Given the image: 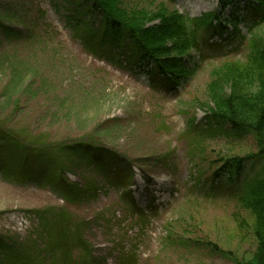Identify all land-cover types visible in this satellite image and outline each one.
Wrapping results in <instances>:
<instances>
[{
    "label": "rangeland",
    "instance_id": "374dc122",
    "mask_svg": "<svg viewBox=\"0 0 264 264\" xmlns=\"http://www.w3.org/2000/svg\"><path fill=\"white\" fill-rule=\"evenodd\" d=\"M240 4L223 17L237 29L228 23L191 50V75L178 81L90 38L68 0H0V237L28 257L9 256L0 243V264H82L79 234L92 255L84 264H123L132 254V264H241L254 256L257 215L237 200L247 179L229 187L215 173L226 159L257 152V139L210 128L205 118L218 108L212 89L231 94L223 67L243 58L241 36L251 35L256 15ZM121 7L192 18L222 12L220 0ZM82 145L101 148L94 166L63 151ZM66 179L82 191L61 189Z\"/></svg>",
    "mask_w": 264,
    "mask_h": 264
},
{
    "label": "trees",
    "instance_id": "16d2710c",
    "mask_svg": "<svg viewBox=\"0 0 264 264\" xmlns=\"http://www.w3.org/2000/svg\"><path fill=\"white\" fill-rule=\"evenodd\" d=\"M68 1L74 4L72 7L74 11L71 12L73 14L77 12L82 16V21L89 25L86 33L90 38H98L101 45L109 44L117 53L127 54L130 59L129 63L133 62L135 66L142 67L143 63L148 62L153 70H158L167 78L178 81L189 78L191 75H189L191 70L188 69L186 63L191 50L199 49L203 40L226 33L228 23H233L237 29L238 24L227 18L223 20L228 8H238L241 7V2L247 3L242 11L256 15L253 24L249 27L251 35L241 36L246 41L243 58L229 62L232 65L226 63L227 65L223 67L229 70L224 76L233 85L231 94L228 97L224 96L223 99L219 89H212L216 94L218 108L208 110L205 118L210 123V128L236 136L252 135L257 139L259 147L257 152L226 159L215 176L223 178L229 187L235 186L241 178L247 179L246 186L237 192V200L240 207L257 215L258 247L254 256L249 260L239 262L241 264H264V35L258 30L259 27L264 26V0H220L221 13L212 11L195 18L182 14L178 10L165 8H158L151 13L143 9L129 13L121 7V0ZM95 18L98 19L95 20V22L98 21V25L92 24ZM156 21L159 22L155 23ZM149 24L153 25L148 26ZM98 149L101 148L83 146L66 149L64 146L63 151L81 154L84 161V158H90L94 166L97 157L101 154L97 152ZM47 151V155H51ZM254 163L260 164V168L252 173ZM248 164L251 166L249 167ZM33 167L31 168L33 174L43 172L41 167ZM225 170L227 172L223 174L222 171ZM65 182L61 189L72 188L75 193L82 191L67 179ZM62 219L66 223L71 221L69 216ZM77 224L81 228L82 223ZM72 226L73 223L70 222L68 229L70 230ZM79 238L81 239L80 234L77 240L81 243L83 253L87 254V257H84L85 255L84 258L82 257V264H84L92 255L89 247ZM0 243L9 256L24 254L28 258L25 248L4 242L2 237H0ZM214 250L226 253L220 248H214ZM68 251L69 246H66L65 254ZM227 253L230 254L231 251ZM135 257V254L124 255L123 264L134 263ZM93 262L98 264L95 259Z\"/></svg>",
    "mask_w": 264,
    "mask_h": 264
}]
</instances>
